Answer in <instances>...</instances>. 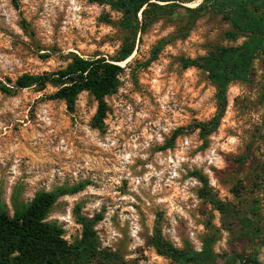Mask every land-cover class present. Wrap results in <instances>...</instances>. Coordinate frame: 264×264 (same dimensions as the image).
I'll list each match as a JSON object with an SVG mask.
<instances>
[{
    "label": "rangeland",
    "instance_id": "1",
    "mask_svg": "<svg viewBox=\"0 0 264 264\" xmlns=\"http://www.w3.org/2000/svg\"><path fill=\"white\" fill-rule=\"evenodd\" d=\"M185 18L178 11L137 39L117 93L106 99L109 111L99 131L92 125L98 104L88 93L71 114L64 102L50 99L55 88L16 91L14 84L23 75L64 69L75 55L116 58L126 36L122 14L97 0H0V82L13 90L0 91V202L11 216L14 204L38 192L85 184L60 198L48 216L69 245L81 239L84 217L97 219L100 250L116 255L118 264H173L150 244L156 227L180 250L189 245L202 252L203 241L214 235L215 254L264 261V59L255 62L249 82L230 85L219 129L202 139L195 126L216 115V89L205 72L184 69L180 61L245 40H226L229 24L207 13L186 39H174L144 68ZM42 144L51 158L39 157ZM194 172L219 200L259 222L258 239L249 242L239 224L230 228L199 197L203 185Z\"/></svg>",
    "mask_w": 264,
    "mask_h": 264
},
{
    "label": "trees",
    "instance_id": "2",
    "mask_svg": "<svg viewBox=\"0 0 264 264\" xmlns=\"http://www.w3.org/2000/svg\"><path fill=\"white\" fill-rule=\"evenodd\" d=\"M97 1L122 14L119 25L126 36L118 56L110 59L98 55L85 59L75 55L64 69L43 75L19 77L14 89L18 91L34 87L42 92L51 86L56 92L50 99L64 102L71 114L75 112L79 96L88 93L98 104L92 125L95 129L103 131L109 111L106 99L117 93L121 85L120 78L125 70L120 64L134 55L137 39L141 42L142 36L164 18L172 19L178 11L185 14L186 18L180 30L174 36L162 39L153 49L150 58L143 65L147 68L158 60L165 46L174 39H186L198 20L209 13L220 16L229 24L230 29L225 33L226 40H245L238 46H213L206 56L180 61L184 69L205 72L216 89V115L209 122L195 126L202 139L215 133L227 110L230 85L235 82H249L253 76L255 62L261 57L264 59V0H172L162 1L164 5L154 0ZM195 3L196 7H189ZM0 91L8 95L13 93L12 89L1 82ZM262 100L264 101V90ZM191 176L203 185L199 197L224 219L229 220L230 228L239 224L243 237L249 242L260 237L259 222L241 216L232 205L219 200L212 193L208 180L200 173L194 172ZM85 186L79 184L71 188L38 192L31 201L14 204L13 216L0 202V264H118L116 255L100 250L94 230L97 219H79L83 228L82 237L72 245L64 240L65 232L57 223L47 221L60 198L77 194L83 191ZM215 242L216 237L211 235L203 241L202 252H196L189 245L180 250L163 238L158 227L150 240L156 253L173 264H219L220 260L223 264H260L257 257L244 260L239 255L232 259L227 255L219 256L213 252Z\"/></svg>",
    "mask_w": 264,
    "mask_h": 264
},
{
    "label": "bare ground",
    "instance_id": "3",
    "mask_svg": "<svg viewBox=\"0 0 264 264\" xmlns=\"http://www.w3.org/2000/svg\"><path fill=\"white\" fill-rule=\"evenodd\" d=\"M129 61V60H128ZM128 61H125V62H123V63H121L120 65L121 66H123V65H125ZM2 143V142H1ZM0 143V144H1ZM20 149V148H19ZM16 151V150H15ZM20 151V150H19ZM18 151V152H19ZM46 151H49V150H46V144H42L41 146H39L38 147V152H40L41 153V156H39L41 159H44V158H46V157H50L51 158V156L53 155L52 153H49L48 155H45L46 154ZM55 155V157H58L59 155H58V153H55L54 154ZM49 158V159H50ZM45 160V159H44ZM46 161H47V159H46ZM38 165H42L40 162H36ZM50 165V164H49Z\"/></svg>",
    "mask_w": 264,
    "mask_h": 264
},
{
    "label": "crops",
    "instance_id": "4",
    "mask_svg": "<svg viewBox=\"0 0 264 264\" xmlns=\"http://www.w3.org/2000/svg\"><path fill=\"white\" fill-rule=\"evenodd\" d=\"M260 261V264H264V261H261V260H259Z\"/></svg>",
    "mask_w": 264,
    "mask_h": 264
}]
</instances>
